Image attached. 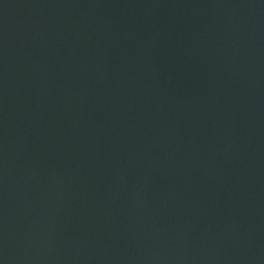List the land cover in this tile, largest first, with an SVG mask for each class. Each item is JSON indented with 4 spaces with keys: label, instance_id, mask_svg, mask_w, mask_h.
<instances>
[{
    "label": "water",
    "instance_id": "obj_1",
    "mask_svg": "<svg viewBox=\"0 0 264 264\" xmlns=\"http://www.w3.org/2000/svg\"><path fill=\"white\" fill-rule=\"evenodd\" d=\"M0 264H264V0H0Z\"/></svg>",
    "mask_w": 264,
    "mask_h": 264
}]
</instances>
